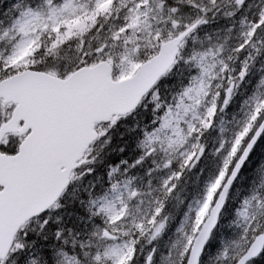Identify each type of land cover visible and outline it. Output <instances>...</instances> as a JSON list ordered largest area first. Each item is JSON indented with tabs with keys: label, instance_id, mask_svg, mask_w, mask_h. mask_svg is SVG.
<instances>
[{
	"label": "snow or ice",
	"instance_id": "obj_1",
	"mask_svg": "<svg viewBox=\"0 0 264 264\" xmlns=\"http://www.w3.org/2000/svg\"><path fill=\"white\" fill-rule=\"evenodd\" d=\"M149 105L135 157L54 216ZM261 142L264 0H0V264H264Z\"/></svg>",
	"mask_w": 264,
	"mask_h": 264
},
{
	"label": "trees",
	"instance_id": "obj_2",
	"mask_svg": "<svg viewBox=\"0 0 264 264\" xmlns=\"http://www.w3.org/2000/svg\"><path fill=\"white\" fill-rule=\"evenodd\" d=\"M135 115V116H134ZM134 116L133 119H130ZM132 116L127 120H123L118 123L115 127L112 128L109 133L110 142L107 145H103L101 142V146L99 147V156L97 158V162L94 166H92V173H85L78 180L74 181L69 187L68 192L72 195L69 196V211H77L76 202L74 201L76 192H84L85 187L91 186L93 183L96 184L97 187L101 186V182H107V171L108 166L110 164L118 163L120 159H128L133 157V147H135L136 136L138 129H134V125L137 122L144 123L149 119V110L142 112L141 108L132 114ZM124 148V151H121V148ZM83 169H81L82 171ZM69 215V214H67ZM64 220L66 217H64Z\"/></svg>",
	"mask_w": 264,
	"mask_h": 264
},
{
	"label": "rangeland",
	"instance_id": "obj_3",
	"mask_svg": "<svg viewBox=\"0 0 264 264\" xmlns=\"http://www.w3.org/2000/svg\"><path fill=\"white\" fill-rule=\"evenodd\" d=\"M166 83H168V81H163L162 84L160 85V90L162 93H166L168 91V89L165 87ZM150 107H151V105H149L148 109L141 107V110H142V112L149 110V115H150ZM134 116H132L130 119H133ZM149 118H150V116H149ZM99 147L96 148V157L97 158L99 156ZM133 150H134L133 151V157H131V154H130L129 155L130 158H128L129 161H131L135 157V147H133ZM97 158L93 163L86 164L84 167L87 166L86 168H92V166H94L95 163L97 162ZM262 166H264V142L259 143L258 147L256 148L254 155L252 156L251 160L249 161L245 172L242 174L243 178L241 180V184L248 185L250 183V181L256 176L257 171ZM84 189H86V187ZM77 195L78 194L72 196V197H76L75 202H76L77 211L76 210L73 212L69 211V206H70L69 203H72V200L70 201V198L68 196H66L65 200L63 202L61 201L63 206L60 209L56 210V212L54 213V216L56 214H62V216L66 217L65 220L68 221L70 224L71 221L76 218L75 214L80 211L79 200H80V198H82L83 196L86 195V192H82V193H80V195H78V196ZM70 207H72V206H70ZM67 214H69V215H67ZM51 227L55 228L56 224L51 223Z\"/></svg>",
	"mask_w": 264,
	"mask_h": 264
}]
</instances>
